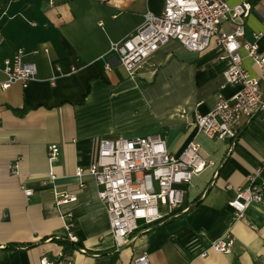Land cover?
<instances>
[{
  "label": "crops",
  "instance_id": "1",
  "mask_svg": "<svg viewBox=\"0 0 264 264\" xmlns=\"http://www.w3.org/2000/svg\"><path fill=\"white\" fill-rule=\"evenodd\" d=\"M249 1L241 40L259 32L264 54V0ZM161 8L162 0H0V82L3 60L17 48L36 66L25 87L0 88V264H39L41 256L58 264H131L142 251L152 264H264V200L234 222L227 205L251 172L258 170L264 182L263 120L241 119L233 141L208 137L192 121L194 110L206 112L239 88L224 82L229 61L218 58L213 41L195 52L169 39L129 74L109 49L146 11ZM240 51L242 65L260 76ZM260 85L264 89V78ZM136 134H159L175 155L193 140L214 164L192 177L184 210L116 245L93 176L75 172L96 157L101 138ZM49 144L58 146L51 162ZM55 191L73 199L57 202ZM226 232L233 237L229 252L208 248Z\"/></svg>",
  "mask_w": 264,
  "mask_h": 264
},
{
  "label": "built area",
  "instance_id": "2",
  "mask_svg": "<svg viewBox=\"0 0 264 264\" xmlns=\"http://www.w3.org/2000/svg\"><path fill=\"white\" fill-rule=\"evenodd\" d=\"M57 1L67 0H47V3L52 5ZM251 8L249 0H162L160 12L146 11L142 22L123 38L110 42L109 49L132 74L169 39L195 52L205 50L213 41L220 49L218 58L229 61L223 70L224 82L238 84L239 88L229 97L219 98L206 112L194 110L192 121L208 137L233 141L239 133L237 126L241 119L259 116L264 122V89L260 85V78H264V54L259 52L256 43L260 33H253L252 41L241 40ZM223 22H228L230 29H224ZM241 49L260 68V76L251 74L242 65ZM25 54L23 48H17L4 58L5 78L0 82L1 89L15 82L25 87L35 78V63L26 60ZM107 67L111 66L107 64ZM180 110L187 111L184 107ZM57 153L56 144L47 146L50 162ZM213 164L212 160L201 156L198 143L193 140L175 155L168 152L159 134H136L101 138L96 157L86 169L78 168L75 173L87 172L93 176L97 196L106 207L110 234L115 244L120 245L134 230L157 225L184 210V194L192 177ZM257 176L258 170L251 172L247 185L236 187L227 201L231 222L244 219V212L252 202L264 200V182ZM54 178L49 168L47 180L52 182ZM21 187L25 195L31 193V188ZM54 197L57 202L73 199V195L64 191H55ZM69 237L74 239V236ZM232 244L233 237L226 232L211 241L208 248L229 252ZM204 254L205 251L201 253ZM39 264L58 263L41 256ZM131 264L152 263L142 251L132 257Z\"/></svg>",
  "mask_w": 264,
  "mask_h": 264
}]
</instances>
